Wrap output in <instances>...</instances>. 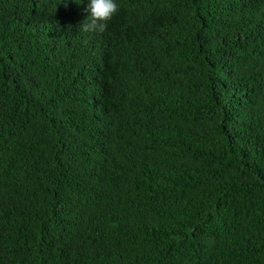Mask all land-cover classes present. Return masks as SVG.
<instances>
[{
  "label": "trees",
  "instance_id": "obj_1",
  "mask_svg": "<svg viewBox=\"0 0 264 264\" xmlns=\"http://www.w3.org/2000/svg\"><path fill=\"white\" fill-rule=\"evenodd\" d=\"M0 0V264H264V0Z\"/></svg>",
  "mask_w": 264,
  "mask_h": 264
},
{
  "label": "clouds",
  "instance_id": "obj_2",
  "mask_svg": "<svg viewBox=\"0 0 264 264\" xmlns=\"http://www.w3.org/2000/svg\"><path fill=\"white\" fill-rule=\"evenodd\" d=\"M86 11L89 15L80 25L87 33H104L108 24L119 11L116 0H89Z\"/></svg>",
  "mask_w": 264,
  "mask_h": 264
}]
</instances>
